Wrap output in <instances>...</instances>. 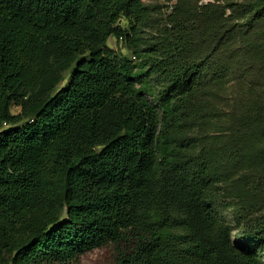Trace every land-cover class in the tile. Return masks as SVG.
<instances>
[{"label": "trees", "instance_id": "trees-1", "mask_svg": "<svg viewBox=\"0 0 264 264\" xmlns=\"http://www.w3.org/2000/svg\"><path fill=\"white\" fill-rule=\"evenodd\" d=\"M226 2L177 0L150 41L143 0H0V264H78L108 244L114 264H264L262 204L239 197L235 234L218 214L263 88L224 154L206 142L204 95L264 78V0Z\"/></svg>", "mask_w": 264, "mask_h": 264}, {"label": "rangeland", "instance_id": "rangeland-1", "mask_svg": "<svg viewBox=\"0 0 264 264\" xmlns=\"http://www.w3.org/2000/svg\"><path fill=\"white\" fill-rule=\"evenodd\" d=\"M145 4L149 5L152 9L153 23L149 28L147 35L151 40H156L160 31L164 29L166 18L172 10V6L177 0H143ZM229 0H199L200 4L208 2L225 4ZM234 2H244L247 0H231ZM237 5V4H236ZM234 5V7L236 6ZM237 7V6H236ZM225 16L230 15V19L241 20L244 17V13L238 9L234 11L229 7L225 9ZM228 17V18H229ZM123 26L127 25L125 19L120 22ZM264 24L262 28L258 30V34H254L256 41L261 46V38L264 37ZM238 37L237 41L240 42L241 34L239 30L236 31ZM108 46L115 50L123 57L129 58L133 61L136 60L133 49L128 45L124 38H117L111 35L107 41ZM246 47L243 48L245 52ZM242 55V54H241ZM254 75V74H253ZM70 71L65 73V79L59 84L65 86L70 79ZM258 82V85L252 83ZM264 78H259L257 75L253 78L248 77H232L224 85L212 87L211 91L204 95L206 103L208 104L209 115L207 117L208 123L206 126V142L211 150L212 154H224L227 148V144L231 142V138L236 136L238 131L236 124L240 119H246L240 117L236 122L234 120L235 115L244 114L245 98L257 99L260 97V89L263 88L264 92ZM254 87H253V86ZM216 90V92H215ZM256 93H255V92ZM11 109L14 113L20 110V107L12 105ZM244 112V113H243ZM257 112H259L257 114ZM257 119L251 121V148L247 152L246 163H244L239 169L231 176V179L223 182V191H230L228 199H222V202L218 205V214L220 217L232 228V233L242 229L243 223H238L235 217L233 209L238 204L239 197L243 202H258L262 204L261 211L257 212V215L264 214V108L259 111L254 110L252 116H256ZM6 126V125H5ZM263 219V218H262ZM264 256V254H263ZM115 251L113 244H108L88 250L80 255L78 264H114Z\"/></svg>", "mask_w": 264, "mask_h": 264}]
</instances>
